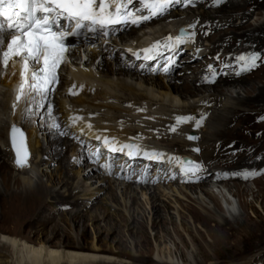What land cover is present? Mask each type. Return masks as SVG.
Returning <instances> with one entry per match:
<instances>
[{
	"label": "bare ground",
	"instance_id": "6f19581e",
	"mask_svg": "<svg viewBox=\"0 0 264 264\" xmlns=\"http://www.w3.org/2000/svg\"><path fill=\"white\" fill-rule=\"evenodd\" d=\"M178 1L181 2V0ZM173 5L176 6V2ZM248 5V1L243 0L242 3L226 4L220 11H200L198 15H195V10L189 8L186 11L188 12L186 16L189 14L191 17L189 21L184 23L177 22L179 21L177 19L184 16L185 13L176 12L173 15H167L166 13L153 18L149 22L151 28L161 26L158 31H154L152 34L144 33L141 38H138V34L146 30L143 27L141 28L142 25H132V28H128V38L135 40V44L138 45L141 44V40L146 35L166 37L182 27L189 32L196 30L195 33L200 34V36L198 35L200 39L196 43L200 47L201 53L206 54L207 57L204 58L211 60L208 62L207 59L203 63L208 67L213 65L212 69L207 71L206 68L197 67V64L186 66L183 69L184 65L179 63L178 67L173 69L165 78L156 77L148 80L146 72L140 73V80H143L146 86L151 85L158 95L154 93L138 94L135 87L129 86L125 80L118 79V83L112 81L113 77L120 78V76L126 74H130L137 79L138 70L137 66L134 65L125 66L123 59L113 48L107 50L108 45H104L105 40L97 41L95 47H92L94 41L90 37L88 39L90 44L82 43L69 52L70 62L68 66L72 77L78 81L91 84L90 92H84L77 99H70L72 104L77 106L86 105L100 111L102 109H104L103 111L105 109L117 110V107H113L112 104L103 102L107 99H113L122 104H128L129 100L118 98V95L114 97L115 95L111 93L118 90L126 95L132 94L133 97H138L137 100L159 101L163 107H167L165 105V101H167L169 103L168 107L172 106L180 110L182 114H187V110L201 111L202 116L199 115V118L197 116L198 119L188 127L176 128L175 122L161 113V115L153 116L157 121L156 123L147 126V128L153 129L154 132L156 131L155 134L139 130L133 131L127 128L126 130H120L126 135H133L140 141L148 139L151 143L158 142L161 144V149L158 146L150 148L149 145L146 146L148 143L144 146L148 149L147 154L150 159L148 164L155 166V168L160 167L163 173L166 174L165 176L163 174L158 176V179L156 178L151 183L161 182L167 187H158L152 192V189L145 186L149 180L145 179L146 181L142 180L138 183V185H141L139 190H141L142 196L146 197V204L151 206L152 209L155 208V213L161 211L162 215V212L168 208L165 202L172 199V196L179 199L180 196H177L179 194L181 197L185 196L188 199L187 203L181 207L184 209L185 214H190L194 222L204 226L209 225L210 222H217L211 211L200 212L194 205L195 200L188 198L189 195H185L184 190L192 189L197 192L198 189L201 194L211 199L216 207L220 208L221 200L225 201L226 212L223 215L226 218L225 225L228 224L227 219L229 217H234L232 220L238 224L240 219L236 218V204L233 203V200H230L229 196H237L241 202L243 193L251 192L255 200L259 198V194L249 188L247 179L250 178L254 185L261 181L256 176L264 171L262 156L264 154V140L254 145L250 144V134H245V130H248L247 123L244 124L243 120L246 117L250 118V115L254 112L253 110L258 113L263 112L261 116L264 117V109H256L254 105L263 97L264 93L255 95V92H257L256 84L252 82V78H255L257 74H249L251 69L248 62H246L252 52V48H249L250 45L245 44L242 50L234 54L237 44L244 40V36L250 28ZM172 17L174 23H168L172 26L171 29L168 26H163L165 25L163 23L169 21ZM235 18L241 20L240 25L235 26L233 24ZM240 31L245 32L240 33ZM128 38L116 37L120 42L128 40ZM203 40L210 42V47L204 48ZM69 42H71V39H69ZM188 45L187 43L186 46L188 47ZM128 50H126V53H128ZM111 53H113L111 61L114 62V68L103 65ZM190 53V51L187 52L182 59L184 61L189 60L186 62L188 64L197 58L194 55L190 56ZM214 54L219 55V59L212 60ZM125 56L132 58L130 54ZM240 57H244L245 62L239 59ZM72 64H76L77 68L71 67ZM238 64L241 66L240 70L233 73V67L236 68ZM90 66H95L96 71H99V73L93 72ZM223 66H225L224 69ZM125 69H130V72L123 71ZM179 69L181 74L175 77ZM62 72L66 73L67 67L64 66ZM20 76V61H12L7 69L0 64V174L3 178V186L0 184V208L3 216L0 218V223L2 221V224H6L7 219H3L4 215L12 214V216H16V223L21 222L22 226L28 228V232L22 233L18 228H11L10 226L3 229L0 226V232L2 233L0 234V264H131L129 260L119 259L114 254H127L125 250L121 251L117 246H107V240L100 238L99 234H95L93 241L90 243L87 238L85 229L88 220L95 222L106 213L98 205L95 208L93 207L96 203L97 194L105 189L101 185L106 184L109 178L103 171L102 177L93 175L96 171L101 172L100 165L86 166L88 156L84 153V149L63 133L65 127L58 129L53 127V124L51 125V116L64 112L67 104L65 98L56 95L54 100L56 99L59 102L51 104L52 102L48 96L46 98L38 97L37 94L30 93L26 86L23 94H21V86L18 85ZM217 76L220 79H217ZM108 88L112 91L104 92L102 98L100 91H107ZM94 89L95 92L92 96V90ZM18 96H21V99L18 100ZM178 97L182 102L192 98H199V101L193 106L177 105ZM223 97H227L228 102L226 104L220 102ZM231 101H234V105L230 103ZM207 103L214 104L213 108L206 107V105L208 106ZM50 106L54 108L52 111H49ZM45 108L48 110L45 111ZM57 108L59 109L57 110ZM203 109H205L204 113L202 112ZM206 117H208V121L204 120ZM101 119L99 121L102 123L110 122L107 115L101 117ZM58 121H61V118ZM159 121L161 122L158 123ZM11 124H16L25 131L31 155L29 165L34 164L40 170L42 169L41 177L48 176L47 182L39 177L34 181L31 172L28 171L29 168H27L29 165L21 168L15 165L14 154L8 141ZM60 124L63 126L64 122L61 121ZM183 124L186 125V123ZM137 127L143 129L140 126ZM193 129L196 131L200 129V132H196L195 139H190ZM248 132L250 131L248 130ZM39 135L43 137V142L39 139ZM44 140L47 141V146ZM190 141H193V143ZM63 150L65 153H63ZM68 153L73 154L74 158L72 160L67 158ZM245 153H251V155L244 158ZM191 155L196 156V158L192 156L194 162H197L195 163V172L188 171L187 174L179 176V174L185 172V169L189 168L187 166L189 164L185 162ZM160 156H163L166 161L164 165L160 162ZM47 160V165L44 167ZM131 161L138 163L136 169H141L140 163L144 162L130 160L128 165ZM53 167L54 170H52ZM125 171L126 168L121 169V173H117L119 169L115 170V173H117L116 178L120 179V182L116 181L119 183L117 189L121 190L122 194L120 199L124 198L127 201H125L126 212L131 215L130 219L134 223L131 227L138 228L141 234H144V221L135 218L136 212H140L142 208L139 190L133 186V178L126 179ZM139 174L144 175L142 172ZM75 178L76 182H74ZM125 180L127 181L125 182ZM194 182H196V185L191 186ZM232 182L233 185L230 184ZM174 184H182V186L177 189ZM240 186H244L242 194L239 189ZM109 189L112 192L108 194V198L111 203L117 205L120 202L117 189L114 190L112 185ZM168 190L170 192H166ZM148 193L150 198L147 197ZM59 205L64 206L69 211L60 214L61 219L56 222L55 215ZM67 216L68 218H66ZM180 217L184 227L188 228L186 216ZM167 219L165 217L162 220L160 219L163 225H175L173 221ZM249 220L248 218L244 219L243 224L237 226V232L241 233L242 228L248 225ZM126 221V219L120 217L112 223L111 230H118L117 235L120 238L117 242L120 245H122L123 239H121L119 230L122 225L127 223ZM50 224L51 226H49ZM178 230L176 228L175 232ZM140 246L141 249L147 250L144 237L140 240ZM161 253L164 252L161 251Z\"/></svg>",
	"mask_w": 264,
	"mask_h": 264
},
{
	"label": "rangeland",
	"instance_id": "374dc122",
	"mask_svg": "<svg viewBox=\"0 0 264 264\" xmlns=\"http://www.w3.org/2000/svg\"><path fill=\"white\" fill-rule=\"evenodd\" d=\"M176 1H177V3H176L177 6L175 7L172 4L171 5L172 8L169 11H166L165 14L167 13V15H173L176 12H183V13H185L184 16H182L181 18H178L177 20H179V21H177V22H183L184 23V22L189 21V19L191 17V15H189V14H188V16H186V14L188 13L186 11L189 8L195 10V15H198V13L200 11L201 12L220 11L223 9L224 6H226V4L242 3L243 0H189V2L186 5H184L185 0H181V2H179L178 0H176ZM247 1L249 4L248 9L250 10L249 11V19H248V21L250 23L249 24L250 28H249L248 33L245 34L244 40L241 41L242 43L239 42L237 44L238 46H237L234 54L237 53L238 51L242 50V48H243V46H245V44H248V46L250 45L249 48H252V52L250 53L251 54L250 57L256 56L257 60L255 62V65H252L248 62V65H250V69H251L249 71V74H257V76L255 78L253 77L254 79L252 78V82H254V84H256V91L257 92H255V95L256 94L262 95V93H264V79H263L264 78V0H247ZM189 3H190V5H189ZM165 17H166V15H165ZM168 23L169 24L174 23L173 17L171 19H169V21L163 23V24H165L163 26H168L169 28L172 27ZM233 24L235 26H238L241 24V20L239 18H235L233 21ZM142 27H143V29H146V30L139 33L138 38H141L144 35V33L152 34L154 31H158V28H160L161 26H158L156 28H151L149 26V24H147V25H144ZM191 32H192L193 37L196 39V41H198L200 39V37H199L200 34H198L199 35L198 36L195 33L196 30H193ZM243 32H245V31H242V32L240 31V33H243ZM120 36H121V39H127L129 37V35H127V31L121 32L119 37ZM154 38H158V36L153 37L152 35H150V36L146 35L143 37V40H141V43L144 40L154 39ZM126 41H127V43L128 42H132L133 44L135 43V40L129 39V38H128V40H125L123 42H126ZM72 42H74V40H72ZM120 43L122 44V42H120ZM115 44L120 45L119 43H115ZM80 45L81 44H79L77 46H80ZM203 47L204 48L210 47V42L203 40ZM112 48H113V50H116L115 47H112ZM128 48H131V47H129V46L125 47L124 46L123 50L120 52H117V53L119 54V56H120L121 52H123L125 55H128V53H126V50H128ZM190 56H192V55H190ZM188 57H189V55H188ZM198 57L192 63H189V64L186 63L183 65L184 66L185 65L186 66H194L197 64V67L206 68L207 71L212 69L213 65H209V67H208V66H205L206 64L203 63L207 59H208L207 61L210 62L211 60L209 58H205L202 61V59L198 58ZM205 57H207L206 54H205ZM214 59H219V55L214 54L212 60H214ZM123 61H124V59H123ZM111 62H112L111 60L107 59V61H106L107 64L105 63L103 65H105V66L107 65V66H110V68H114V62H112V64H111ZM244 62H245V59H244ZM246 62H247V59H246ZM198 64H199V66H198ZM200 64H202V65H200ZM133 65L135 67L137 66V64H133ZM71 67L77 68L76 64H72ZM240 67L241 66L239 64L236 66V68L233 67L232 72L234 73L237 70L239 71ZM79 68H81V67H79ZM90 68L93 70V72H95L97 74L99 73V71H96L95 66H90ZM224 68H225V66H223V69ZM123 71H126L127 73H129L130 69H125ZM179 74H181L180 69L175 74V77ZM137 75H138L137 79L132 77L130 74L129 75L126 74L125 76H122V77L120 76V78H118L116 76V77H113L112 81L114 83H118V79L125 80L129 86L135 87L136 93H138V94H140V93H143V94L154 93L155 95H158L155 93L156 90L151 85L146 86L144 81L140 80V78H141L140 73H137ZM156 77L157 78L158 77H164L165 78V75H160V74L159 75H148L147 74L146 78H148V80H150V79H154ZM217 79H220V77L217 76ZM66 82L69 84L68 81H66ZM94 84H96V83L94 82ZM98 84L101 85L100 83H98ZM103 88H105V87H103ZM100 89H102V88H100ZM111 91L112 90H110L108 88L107 91H100V93L104 95V92H111ZM111 93H113V95H115L114 97H117V95H118L119 96L118 98H124L126 100H129L130 102H127V103L132 104L133 106L129 109H124L120 105L118 106V105L110 103L113 105V107H115V108L117 107L116 108L117 110H113V109L112 110H108V109L106 110L105 109L104 113L102 114V117L106 116V115L108 116L110 114H113V116L115 118L117 117V119H119V120L120 119H122V121L124 120L125 124L128 125L127 129H130L133 131L139 130V131H144L145 133L148 132L151 134H155L156 131L154 132L153 129H150L149 127L147 128V126L151 125L153 123H156L157 121L153 118V116L161 115V113L163 115L167 116L168 118L172 119L176 124L175 125L176 128H182V126L188 127L195 120H197L199 118V115H200V117L202 116V113H200L201 111H196V110H190V111L187 110V112H186L187 114H185V113L182 114V112L180 110H177L172 106L168 107L169 103L167 101H165V105L167 107H163L159 101H147V100H139V99L137 100L138 97H136V96L133 97L132 94H131L132 96L130 94L126 95L124 92H119L118 90H115V92L112 91ZM92 96H93V94H92ZM91 98L94 99L96 97H91ZM262 98H260L259 101L255 102L254 105H255L256 109H262V108L264 109V94H263ZM75 99H77V98H75ZM64 100L66 101V103H70V100H67V98H65ZM50 101L52 102L51 104H53V102H59L58 100H56V99L54 100L51 98H50ZM177 101L179 102V103L177 102V105L178 104L179 105L185 104L187 106L188 105L193 106L195 103H197L199 101V98H192V99H189L188 101L184 100V102H182L180 100V98L178 97ZM220 102H222V104H226L228 102L227 97H223L220 100ZM233 102L234 101H231L230 103L232 105H234ZM230 103H229V105H231ZM207 104H208V106L206 105V107H208V108H213V106H214V104L212 105V103H207ZM205 109L202 110L203 113H204ZM98 111H100V110H98ZM253 111L254 112L250 115V118L249 117L244 118L243 122H244V124L247 123V129L251 132L250 133V132H248V130H245V134L246 133L248 135L250 134L249 135V143L254 145L255 143H258V142L264 140V136H263L264 135V117L261 116V114L263 112L258 113V112H255V110H253ZM197 116H198V118H197ZM185 117L187 118V120L182 119ZM125 119L127 121H125ZM99 120H102L101 116H100ZM204 120L208 121V117L204 118ZM250 121L251 122L253 121V122L251 123ZM160 122L161 121H159L158 123H160ZM182 122L186 123L187 126L185 124H183ZM259 123H261L262 125L260 124V126H259ZM51 125H52V123H51ZM137 126H140L143 129H141ZM132 127H134V128H132ZM245 127H246V125H245ZM253 127H255V128L253 129ZM198 130L199 131H196L193 129L191 136L195 137L196 132H200V129H198ZM254 132H256V133H254ZM27 136H28V134H27ZM42 138L43 137L41 135H39V139L43 142ZM141 142H142V145H146V143H148L146 146L149 145L150 148L153 146H158L161 149V144L158 142L151 143L148 139L142 140ZM190 142L193 143V141H190ZM44 143L46 145L47 141L44 140ZM63 153H65L64 150H63ZM251 153H248V154L245 153L244 158H248L249 155H251ZM192 156L194 158H196V156L191 155V157H188L187 159H190L191 164H193V166H194L195 163H197V162H194L195 160ZM262 156L264 159V154ZM67 158L72 160L74 158V156L72 153H68ZM160 158H161V156H160ZM47 162H48V160L44 164V167L47 165ZM33 165L32 166L29 165L27 167V168H29L28 171L31 172V176L33 177V180L36 181L37 180L36 178L39 177L41 179L43 178L44 182H47L48 176L41 177L42 169L40 170L35 165L33 167ZM162 165H164V163H162ZM187 166L190 167L189 165H187ZM136 167H138V163H136L135 168ZM54 169L55 168L53 167L52 170H54ZM154 169H155V166H153L152 168L149 169V179H151L152 177L155 176L156 173H158L157 168L155 170ZM76 170L78 171V169H76ZM115 170H114V173H115ZM137 170H139V169H136V171ZM125 173H126V171L124 172V174ZM135 173L138 174V172H133V174H135ZM93 175H98V176L102 177L103 173L100 171H96L93 173ZM106 175H108L107 177L109 178V181L106 184L101 185L105 189L102 192L97 194L96 203H94V207H93V208H95L98 205L101 208V210L106 211V213H105V215H103V217H100L95 222L88 220L85 230H86V234H87V238L89 240V243L91 241H93L95 234H99L100 238L107 240V242H108L107 246H109V247L110 246H117V247H119V249H121V251L125 250V252L127 254H124V253H114V254L119 259L129 260L131 262V264L132 263L133 264H210V263H217V264H264V171L261 174L256 176L257 179H259V178L261 179V181L256 185H254L250 181V178L247 179V184L250 186V187L249 186L248 187L259 194L258 199L255 200L253 198L251 192L244 194L243 193L244 186L239 187L241 194L243 193L241 200L242 201L244 200V202L241 201L242 202L241 203L240 199L237 196H235V197L229 196L230 200H233L234 201L233 203L236 204V210H237V212H236L237 217L236 218L240 219V222L238 224L232 220L234 217L233 218L229 217L227 219L228 224L225 225L226 218H224V216H223V215H225L224 213L226 212L225 201L221 200L220 208L216 207L214 202L211 199H209L207 196H204L203 194H201L198 189H197V192H195V190H192V189L184 190L185 195H187V196L189 195L188 198L195 200L194 205L196 206V208L198 210H200V212L205 213L207 211H211V213L214 214V217H215L217 222H210V224L207 226L200 225V223L194 222L192 217L190 216V214H187V213L185 214L184 209L181 207L182 205L187 203L188 199L185 196L181 197V195H179V194H177V196H180L179 199L172 196V199H168L167 200L168 202L167 201L165 202L168 205V208L163 211L164 213L162 212V215H161V211H158L155 213V211H154L155 208L152 209L151 206H148L146 204V201H145L146 197H143L141 190H139L141 188V185L140 184L138 185V183H134L133 186L135 188H138V190H139V198H140V203L142 205L140 212H136L135 218L140 220V221H144V223H145V229H144L145 233L144 234H141V231H139L138 228L131 227L134 225V223H132V219H130L131 215L128 212H126V208H125L126 199H124V198L120 199V197H122L121 190L117 189V186L119 185L118 182H120V179L115 177V176H117V173H115V175H109L106 173ZM140 175H143V174H140ZM161 175L162 174H161V169H160L158 176H161ZM163 175L164 176L166 175L165 172L163 173ZM182 175H185V172H182L181 174H179V176H182ZM158 176L156 177L157 179H158ZM117 180H118V182H116ZM76 181L77 180L75 178L74 182H76ZM147 181H148V179H147ZM151 182L152 181L149 180L147 183L148 185L146 184L145 186L149 187V189H152V192L158 187H163V188L167 187V185H164L161 182H156L154 184H152ZM0 184H1V186H3L2 175L0 176ZM194 184L196 185V182L192 183L191 186H194ZM230 184L233 185V182ZM110 185H112V188L114 190L117 189V196L120 200V202L117 203V205H116V203H111L109 198H108V194L110 192H112L111 189H109ZM181 186H182V184H178V185L174 184V187L177 189H180ZM166 192H170V191L168 190ZM147 197H149V193L147 194ZM64 211L65 212L69 211V209L65 208L64 206L62 207V205H59V207L57 208V214L55 215V217H56L55 221L56 222L61 219L60 214L65 213ZM183 215L186 216V219H187L186 222L188 223V226H189L188 228L184 227L183 223L181 222L180 216H183ZM4 216L5 217L3 219H7V222H6V224H2L3 222L1 221L0 226L3 229H4V227L10 226L11 228H18L20 230V232H22V233L28 232V228L25 226H22L21 222L19 224L16 223V221H15L16 216H12V214L4 215ZM118 216L127 220L126 221L127 223L122 225L120 227V230H119V233H121V239H123V241L121 243L122 245H120L117 242V240H119V238H120V237L118 238V235H117L118 230H111L112 223L115 222L116 219L117 220L120 219V217H118ZM2 217H3L2 211L0 208V218H2ZM164 217L168 218L167 219L168 221H173L175 225L174 224H173L174 226H172L171 224L163 225L161 220L164 219ZM66 218H68V216ZM241 218L243 220L246 218H248L250 220L247 223L248 225L246 227H243L242 231L240 233L239 231L237 232L236 229H237V226L243 224V220ZM128 220H129V222H128ZM154 225H156V226H154ZM49 226H51V224ZM175 227L179 229L177 232H175V229H176ZM107 230H109V231H107ZM0 234H2V233L0 232ZM143 237L146 239L147 250L141 249L142 247L140 246V240ZM161 251H163L164 253H161Z\"/></svg>",
	"mask_w": 264,
	"mask_h": 264
},
{
	"label": "snow or ice",
	"instance_id": "6c2138e0",
	"mask_svg": "<svg viewBox=\"0 0 264 264\" xmlns=\"http://www.w3.org/2000/svg\"><path fill=\"white\" fill-rule=\"evenodd\" d=\"M174 2L176 0H127L126 3L113 6L115 0H0V64L7 69L10 60L22 59L25 74L31 68L32 78L29 83L25 75L21 94L27 86L38 97L46 98L57 82V68L65 59V40L68 35L80 36L85 32L104 35L113 25L139 26L144 21L163 15ZM141 12L146 14L141 15ZM178 42L179 38L176 40ZM172 47V44L164 45L166 50ZM159 48L158 42L145 53L160 55ZM256 60V56L247 58V62L252 65H255ZM163 71H168V68L164 67ZM17 99H21V96ZM13 143L16 144L15 135ZM16 151L19 157V145ZM17 163L22 164L23 161L18 159ZM185 163L190 166L185 169V174L188 171L194 173L196 166L191 165V162Z\"/></svg>",
	"mask_w": 264,
	"mask_h": 264
},
{
	"label": "water",
	"instance_id": "95a60500",
	"mask_svg": "<svg viewBox=\"0 0 264 264\" xmlns=\"http://www.w3.org/2000/svg\"><path fill=\"white\" fill-rule=\"evenodd\" d=\"M183 33L185 31L183 30ZM13 129H15V133L13 132ZM9 145L11 147V150L14 154V163L17 167L21 168L24 166L29 165V158L31 157L30 151L27 144V137L25 131L16 124H11L9 127ZM15 135L16 144L13 143V136ZM20 146V156H17L16 148L17 146ZM21 159L23 161L22 164H18L17 160Z\"/></svg>",
	"mask_w": 264,
	"mask_h": 264
}]
</instances>
